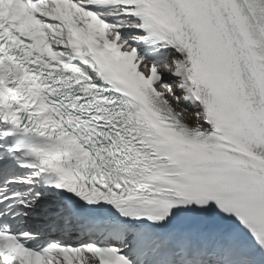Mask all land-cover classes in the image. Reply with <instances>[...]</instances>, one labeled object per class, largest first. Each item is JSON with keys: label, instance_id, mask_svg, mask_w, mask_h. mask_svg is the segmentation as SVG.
<instances>
[{"label": "snow or ice", "instance_id": "6c2138e0", "mask_svg": "<svg viewBox=\"0 0 264 264\" xmlns=\"http://www.w3.org/2000/svg\"><path fill=\"white\" fill-rule=\"evenodd\" d=\"M0 264H264V0H0Z\"/></svg>", "mask_w": 264, "mask_h": 264}]
</instances>
